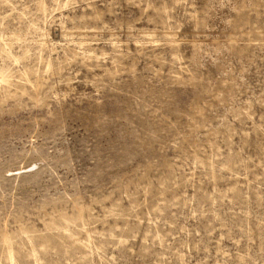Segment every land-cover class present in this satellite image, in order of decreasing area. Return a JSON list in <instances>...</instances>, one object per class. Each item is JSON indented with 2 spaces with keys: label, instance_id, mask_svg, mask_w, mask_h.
Returning <instances> with one entry per match:
<instances>
[{
  "label": "rangeland",
  "instance_id": "obj_1",
  "mask_svg": "<svg viewBox=\"0 0 264 264\" xmlns=\"http://www.w3.org/2000/svg\"><path fill=\"white\" fill-rule=\"evenodd\" d=\"M5 234L14 264H264V0H0V264Z\"/></svg>",
  "mask_w": 264,
  "mask_h": 264
},
{
  "label": "bare ground",
  "instance_id": "obj_2",
  "mask_svg": "<svg viewBox=\"0 0 264 264\" xmlns=\"http://www.w3.org/2000/svg\"><path fill=\"white\" fill-rule=\"evenodd\" d=\"M20 231L22 234L25 235V238L27 240V242L30 243L31 245V251L30 253L35 254V247L34 245L32 244V236L28 234V230L26 228H23L21 227L20 228ZM3 242H4V245H5V248H6V256H7V259L10 261V264H14V242H13V239L9 236V235H4L3 237ZM42 246L44 249H47L48 248V243L46 241L42 242ZM33 254V255H34Z\"/></svg>",
  "mask_w": 264,
  "mask_h": 264
}]
</instances>
